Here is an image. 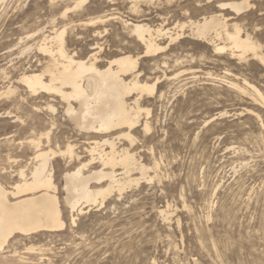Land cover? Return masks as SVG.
Masks as SVG:
<instances>
[{
  "label": "rangeland",
  "instance_id": "374dc122",
  "mask_svg": "<svg viewBox=\"0 0 264 264\" xmlns=\"http://www.w3.org/2000/svg\"><path fill=\"white\" fill-rule=\"evenodd\" d=\"M78 1L0 0V183L11 186L19 169L29 175L36 143L56 151L69 142L78 159L49 163L62 201L64 169L89 159L86 139L63 104L29 93L17 79L23 71L42 70L44 57L34 44L63 27L68 53L85 58L98 42L106 60L119 51L140 55L123 20L186 27L175 28L181 38L165 52L139 58V79L158 82L139 100L131 140L116 141L115 148L148 170L133 171L134 180L102 203L83 204L80 214L73 212L75 225L67 208L62 230L14 235L0 249V264H264V102L251 87L264 97V67L251 55L215 51L213 44L225 40L213 32L198 37L191 24L221 12L264 51V0H249L254 7L239 15L219 6L228 0H161L140 4V16L130 11L133 0H84L66 10ZM91 18L109 20L98 26L102 41L83 25Z\"/></svg>",
  "mask_w": 264,
  "mask_h": 264
},
{
  "label": "bare ground",
  "instance_id": "6f19581e",
  "mask_svg": "<svg viewBox=\"0 0 264 264\" xmlns=\"http://www.w3.org/2000/svg\"><path fill=\"white\" fill-rule=\"evenodd\" d=\"M83 1L76 2L74 6L66 8V10L80 6ZM160 1L133 0L130 11L140 16L142 12L140 4L152 5ZM170 1L173 3V0H166V2ZM219 6L222 9H229L234 15H239L254 7L249 0H228L220 2ZM105 17L107 18V15ZM229 18L221 12L214 13L209 17L204 16L200 22L191 23L195 32L194 35L206 38L208 33L213 32L220 40H225L221 44H213L215 51L222 53L229 50L232 54L236 52L239 59L251 55L253 59L259 60L264 67L262 42L260 43V40L257 41L249 35V32L244 31L243 26L241 27L242 24L239 25L236 22L230 24L229 22V25L227 23ZM107 20L105 18H91L84 21L83 25L92 28L93 35L99 38L102 32L98 26L103 25ZM123 23L127 27L130 26V34L142 47L143 51L140 55L134 56L128 52L119 51L116 52L117 56L114 55L115 57L106 60L101 56L103 44L98 42L95 43L94 47V50H97L91 51L89 55L87 53L88 56L85 58L76 52L68 53L67 48H65V27L51 34L43 35L39 41L34 42L36 52L44 57L43 68L40 71L35 70V68L26 69L27 71L21 73L17 82L33 95L44 96L50 102L58 100L59 103L63 104V112L68 120L77 130V133L86 139L85 150L89 159L88 161H79L78 164L69 165L68 168L64 169L62 176L64 185L61 190L64 191L65 195L60 201L58 188L53 180V167L49 164L50 160L66 156L72 162V160L78 159L79 155L75 151L74 144L69 142L63 149L56 151L44 150L36 143V150L33 154L35 163H33L29 175L25 173L24 169H19L16 172L18 180L11 186L6 187L0 183V249L8 239L13 238L16 234L26 236L41 231L62 230L65 226L63 213L67 208L71 212L70 222L75 225L77 217L73 212L80 214L83 204H95L98 200L102 203L105 197L114 190H124L126 184L134 180H131V173L135 170L142 175L147 173L146 166L137 163L133 154L127 150L115 148L116 141L121 138L131 140L130 130L138 122L141 111L139 100L144 94H153L158 82L148 83L139 79L140 70L138 71L137 66L139 58L155 57L158 53L165 52L163 50L168 49V46L182 34L175 33V28L180 27L182 30L184 26L175 24L174 28L171 29L162 28L158 25V28H153L146 22L143 23L139 20H136L135 23L123 20ZM189 29L192 32L191 28ZM103 37H101V41ZM162 38L168 41L163 47L159 42ZM210 40L212 41V39ZM93 41L95 40L93 39ZM136 42L134 43L136 44ZM30 47L27 46L25 50H29ZM251 87L262 100L261 103L264 102V97L259 88L253 85ZM9 91L12 89L8 88L7 92ZM48 105L53 111V106ZM147 113L149 112L147 111ZM96 162L99 163V168H88Z\"/></svg>",
  "mask_w": 264,
  "mask_h": 264
}]
</instances>
